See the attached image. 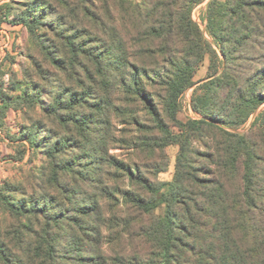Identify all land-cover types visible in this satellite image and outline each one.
Listing matches in <instances>:
<instances>
[{
    "label": "trees",
    "instance_id": "obj_1",
    "mask_svg": "<svg viewBox=\"0 0 264 264\" xmlns=\"http://www.w3.org/2000/svg\"><path fill=\"white\" fill-rule=\"evenodd\" d=\"M201 2L160 0L152 7L145 2L131 8L127 4V11L118 14L108 7L107 23L96 21L102 27L89 34V46L81 36L85 31L67 25V18L43 0L25 3V11L15 13L55 74L77 80L65 84L51 75L56 80L49 107L44 85L16 101L29 110L40 106L52 125L47 128L37 121V127L25 129L29 146L41 148L39 169L30 170L23 183L0 186V210L8 220L0 229V264H109L103 245L109 244L105 232L113 227L120 230L118 241L139 236L150 247L143 259L133 260L135 264H155L156 259L170 264V249L184 220L172 210L173 204L180 193L193 194L191 183L205 180L191 175L185 162L187 139L172 134L171 126L200 138L213 128L227 144L222 156L229 164L240 161L244 177L250 175L257 156L250 137L256 124L245 134L227 129L236 130L264 105V0H211L204 33L191 19L192 9ZM5 9H13L10 1L0 6ZM126 13L133 19L131 43L152 41L153 47L137 53L127 49L118 29ZM48 30L53 39H47ZM55 39L62 40L59 50ZM80 55L90 67L80 65L81 71H76L73 66ZM144 55L151 65L137 63ZM205 55L211 58V79L192 104L200 119L183 125L176 119L178 98L194 85L195 69ZM33 65L41 70L39 63ZM260 118L264 111L256 121ZM260 131L258 137L264 138V123ZM173 142L179 143L176 172L164 200V220H157L153 211L162 185L153 177L165 162L162 154L155 157ZM117 149L127 153H110ZM200 196L206 206L228 201L227 196L224 201L218 195ZM249 197L246 192L233 200V216L225 208L215 216L225 246L214 264H264V228L242 225L255 208Z\"/></svg>",
    "mask_w": 264,
    "mask_h": 264
},
{
    "label": "rangeland",
    "instance_id": "obj_2",
    "mask_svg": "<svg viewBox=\"0 0 264 264\" xmlns=\"http://www.w3.org/2000/svg\"><path fill=\"white\" fill-rule=\"evenodd\" d=\"M30 1L32 0H10L13 9L10 11L9 9L0 10V21L2 22V26L0 25V186L5 182L23 183L26 174L30 170L39 169L41 165V148H31L29 146L25 140V129L29 126L37 127L35 126L37 121H40L41 125L47 126V128L52 125L50 121H47V115L44 116L40 111V106L35 105V108L29 110L25 108L24 104L16 103V101L28 97L33 90H37L35 88L36 85H40V87L44 85L49 95L46 102L47 107H49L52 103L50 95L55 91L53 81L56 78L54 79L51 75H56V69H54L49 59L41 54V50L35 46V42L29 37L27 28L19 23L15 17V13L18 15L21 14V11H25L22 6H25V3ZM43 1L55 8L58 16L61 13L65 19L67 18V25L71 24V26H76L78 31H85L86 33L81 32V36L86 41L84 45L89 46L90 44L87 43L89 34H95V29L100 30L102 27L96 21L107 23L106 14L108 7L113 13L118 14L121 9L127 11V4L131 5V8L134 5H143L146 2L147 6L152 7L160 0H122L123 2L117 0ZM210 1L202 0L191 11L192 21L199 25L203 33L206 25L205 11ZM218 1L224 2L225 0ZM19 8L20 10H16ZM58 16L55 15L56 21L59 19ZM124 16L125 20H122L118 29H120L121 36L126 42L127 49L137 53L145 48L153 47L152 41L139 40L131 43L130 35L135 34L133 32V19L129 13L124 14ZM27 18L30 19L31 14L27 15ZM137 25L138 28H141L140 24L137 23ZM62 30L66 32L65 29ZM47 32V39H53V32L49 30ZM40 33L43 35L42 32ZM93 36L95 37V35ZM205 37L212 42L206 34ZM44 40H46L45 37ZM49 41L51 40L46 41V46H48ZM54 41V45L57 46L56 50H59L62 40L55 39ZM218 57L221 59L220 55ZM210 59L209 55L204 56L195 69L193 75L194 85L186 89L178 98L176 119L183 125H186L191 120L200 119L193 112L192 104L198 95L204 93L203 84L211 79L212 71H209ZM33 61L41 65V70L34 67ZM75 62L76 65L73 68L76 71H81L80 65L90 67L89 60L83 55L77 57ZM137 63L143 65L152 64L151 59L145 57V55L142 56V59H138ZM160 64H162L161 61ZM220 72L221 69L218 70L216 76ZM44 74H46V77H44ZM56 76L58 80L60 79L65 84H74L73 81L77 80L74 75L72 76V81L68 80L69 78L62 73H58ZM81 79L86 81L83 76H81ZM47 81H50V83L47 84ZM263 111L264 105L258 107L254 114L236 130L227 129L230 132L245 134L251 129L253 124H256L250 137H252L251 140L254 148H256L257 156L247 178L244 177L245 168L240 161L229 164L227 157L222 156V149L227 144H223V138L213 128L207 129L209 135L206 134V136L201 138L197 135L190 136L185 134L184 128L172 126L169 128L175 136H181L182 134L186 136L183 137L182 135V141H184V138L187 139L185 162L191 175H200L205 179L199 185L191 183L193 194L187 195L182 192L176 199L177 203L173 204L172 210L183 216L184 220L182 224L183 230L175 236L170 249V257L168 259L170 264H214L216 257L223 253L225 246L220 240L219 223H217L218 220L215 216L217 213H221L220 209L224 208L230 216H233V211L229 207H231L235 198L246 192L249 193V199H252L255 208L248 211L249 213L245 216L242 225L249 230L253 228L255 230L257 227L264 228V204L260 203L264 198V138L258 137L260 130L263 129L264 119L260 118L256 121L259 114ZM158 151L155 159L157 160L158 155L162 154L163 159L161 158V160L165 162V167L153 177L155 181L162 185L160 192L156 195L157 206L153 211V215L157 220H164V200L167 196L168 185L172 183L175 176L179 143H169L162 151ZM110 153L122 155L126 154L127 151L117 149L111 150ZM202 194L214 199H216V195L222 196L223 201L225 196H227L228 201L226 205H221L222 207L218 202L216 203L217 206H206L205 200L200 196ZM243 210H245V207ZM5 216L0 210V229L6 227L8 220ZM133 232H136V229ZM105 233L107 237H110L109 244L103 245L109 264H135L134 259H143L151 252L150 247L139 236L118 241L119 228H110ZM252 233L255 232H251V235ZM263 238L262 240H264ZM262 254L263 252H261L260 257H262ZM155 264H161V260L156 259Z\"/></svg>",
    "mask_w": 264,
    "mask_h": 264
},
{
    "label": "crops",
    "instance_id": "obj_3",
    "mask_svg": "<svg viewBox=\"0 0 264 264\" xmlns=\"http://www.w3.org/2000/svg\"><path fill=\"white\" fill-rule=\"evenodd\" d=\"M10 0H0V6L8 3ZM2 26V25H1ZM0 26V28H1Z\"/></svg>",
    "mask_w": 264,
    "mask_h": 264
},
{
    "label": "built area",
    "instance_id": "obj_4",
    "mask_svg": "<svg viewBox=\"0 0 264 264\" xmlns=\"http://www.w3.org/2000/svg\"><path fill=\"white\" fill-rule=\"evenodd\" d=\"M1 33V32H0ZM0 38H1V36H0ZM0 43H1V40H0Z\"/></svg>",
    "mask_w": 264,
    "mask_h": 264
}]
</instances>
